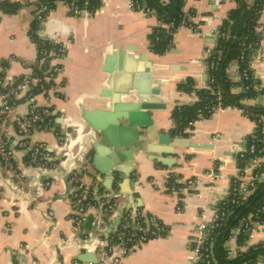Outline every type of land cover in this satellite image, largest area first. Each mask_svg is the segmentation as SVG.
I'll use <instances>...</instances> for the list:
<instances>
[{"label": "crops", "instance_id": "1", "mask_svg": "<svg viewBox=\"0 0 264 264\" xmlns=\"http://www.w3.org/2000/svg\"><path fill=\"white\" fill-rule=\"evenodd\" d=\"M12 1L25 7L14 15L0 11V71L8 78H18L30 76L37 64V45L29 36V29L38 0ZM237 6L235 0H187L184 12L198 32L185 26L179 28L173 38L174 50L158 55L151 50V35L159 25L157 16L131 10L127 0H101V7L94 14L84 11L78 16L71 14L65 3L57 4L42 25V36L69 42L60 62V92L51 100L44 95L35 97L38 106L51 107L53 120L35 129L31 136L44 147V165L30 163L29 153L18 147L13 128L8 140L15 152L16 173L10 174L0 164V264L97 263L79 259L85 253L94 254L101 262L110 237L128 213L119 216L114 206L130 208L129 212L141 211L146 224L153 218L168 230L165 237L139 246L123 264H190L191 236L200 223L214 220L219 205L227 198L231 180L238 172L236 156L247 149L256 124L242 111L229 108L197 121L192 130H186L187 136H180L173 134L172 113L178 106L197 102L195 92L181 91L178 86L191 78L197 89L205 88V59L215 46L214 34ZM260 24L264 29V10ZM123 51L126 56L122 76L132 77L122 79L124 85L128 81L133 83L135 75L145 76L150 67L149 90L157 88L160 94L153 96L149 91L144 97L165 106L151 112L157 132L190 139L198 147L174 148L173 155L151 152L150 148L172 147L160 145L159 137H155L145 143L142 151L133 152L135 161L131 166L129 161L119 162L115 173L101 176L86 163L88 152L97 141L82 113L109 110L112 100L105 93L111 90L114 95L112 87L117 73H105V61L108 56H115L118 67ZM142 55L143 61L139 59ZM2 61L9 63L8 68L3 69ZM254 73L264 88V40ZM230 74L233 81H239L235 63ZM232 92L238 94L241 88L235 87ZM127 93L131 96L120 95L123 101L127 98L128 102H137L133 95L138 91L134 87ZM248 104L264 106V98L250 100ZM30 106L29 101L21 100L18 113L27 114ZM73 130L79 134L68 135ZM62 134L68 135L69 143L68 137H72L69 155L63 147ZM156 157L174 164L169 166ZM130 170V179L123 180L122 172L128 174ZM175 175L184 185L178 193L172 192L168 184ZM188 180L194 182L192 186L187 184ZM79 182L92 188L95 205L87 212V217L94 218L90 225L76 221L73 201ZM130 189L133 195L126 193ZM109 203L113 205L111 218L100 220L97 229L99 208ZM179 205L183 206L181 211ZM238 235L226 244L227 251L237 256L264 243V226L257 227L244 245L239 244ZM259 260L264 264V257Z\"/></svg>", "mask_w": 264, "mask_h": 264}, {"label": "built area", "instance_id": "2", "mask_svg": "<svg viewBox=\"0 0 264 264\" xmlns=\"http://www.w3.org/2000/svg\"><path fill=\"white\" fill-rule=\"evenodd\" d=\"M127 1L129 8L135 12L142 13L146 16H153L155 14L151 8L147 7L144 3H141L139 0ZM163 1L166 2L167 0ZM251 4L253 5V0L251 1ZM69 9L71 12L70 7ZM45 10H47V6H44L42 9V11ZM80 13L81 11L77 8L74 15L78 16ZM262 14L263 11L259 19V32H263L262 30H264L260 24ZM38 19L42 20V17L39 15ZM47 19L48 17L42 20V23ZM185 27H189L191 30L198 32L197 27L191 22ZM157 28H164L166 30L173 29L174 22L163 24L159 21ZM214 37H218V31L214 34ZM48 39L54 46H57V49L53 48L54 50L47 52L45 57L41 60H38L37 57L38 70H34L30 76L8 78L4 72L0 71V164H2L10 174L16 173V164L14 161L15 152L12 150L10 141L8 140L13 128L16 130L18 147L20 151H26L29 153L30 163L38 167L44 165V147L43 145L34 142L31 139V136L32 132L38 127L44 124H50L53 117L51 107L38 106V104L35 103V97L37 95H44L48 100H51L54 96L59 94L60 85L58 84V79L63 69L60 62L65 57L66 49L69 44V42H62L58 39ZM259 50L260 48L253 55L248 69L244 71V75L241 78L248 80V71L252 70L254 72V67L259 56ZM41 54H43V51ZM244 59L245 54L242 53L240 60L243 62ZM206 67L208 74L209 67L207 64ZM254 78H257L255 73ZM213 83L214 80H210L209 84L205 85V88H211ZM260 89L261 88L256 86L257 91H260ZM213 94L217 96L220 95V93H215L214 91ZM21 100L29 101L31 103L29 112L25 115L19 114L17 110L18 104ZM198 100L199 99L197 98V101ZM245 103L248 104L249 100L245 101ZM229 108L240 110L246 115L241 109L235 107L223 108L222 104L219 103L210 110L212 113L211 116L217 111ZM255 124L256 129L249 137L247 149L236 156L238 172L231 180L227 198L219 205L214 220L212 222L200 223L191 236L190 264H215L212 256V248L215 240L211 237V232L222 226L230 214L229 211L226 210V207L222 206L228 202L232 205H237L240 202L247 200L256 190L257 185L264 182V116L260 117L259 121L257 123L255 122ZM177 181L179 182V180ZM193 183L192 180L187 181L189 186H192ZM170 189L175 193H178L179 190L175 185L171 186ZM94 205L95 203L92 200V188L84 182H79V192L73 201V208L77 215L76 221L78 223H83V216H85L89 208ZM182 209L183 206L179 205L178 210L181 211ZM111 210H113V205L111 204L107 207L100 206L98 216L109 221L111 218ZM254 217H256V215H250L247 220H244L242 226L235 229L239 230L237 231V234H251L257 227L264 226L263 223L254 221ZM143 219L144 216L140 211H128V213L124 215L123 222L119 225L120 227L115 230L110 237L108 248L106 253H104L103 260L99 263L97 261L96 264H123L125 258L130 256L139 246L152 239L162 237L160 233L165 230L164 228H160L159 230L152 228L153 226L159 228V224L155 219L150 218L148 224H146ZM235 230L232 231L229 241L237 235ZM262 245L264 247V243ZM21 248L25 250L27 249V246H21ZM228 255L231 258H234V256L237 257V255H233L229 251ZM244 264L251 263L245 262ZM255 264L262 263L258 260Z\"/></svg>", "mask_w": 264, "mask_h": 264}, {"label": "trees", "instance_id": "3", "mask_svg": "<svg viewBox=\"0 0 264 264\" xmlns=\"http://www.w3.org/2000/svg\"><path fill=\"white\" fill-rule=\"evenodd\" d=\"M139 1L151 8L155 13L154 15L163 24L174 22L173 29L155 28L151 35V50L158 55H164L172 47L174 34L179 28L190 24L189 15L184 12L186 0ZM235 1L238 5L237 8L230 12L228 19L219 28L215 46L205 59L209 67L206 84H209L210 80H214L211 88L197 89L195 81L191 78L178 86L181 91L195 92L199 100L192 105H182L175 108L172 113L175 122L173 134L175 135L187 136L186 130H192L195 122L210 118L212 114L210 110L219 103L222 104L223 108L235 107L243 110L246 116L256 123L260 117L264 116L263 105L245 103L247 100H255L264 96V88L261 86L260 81L254 78L252 70L248 71V80L241 78L264 39V30H262L263 32L258 31L260 15L264 10V0H253V5L251 4L252 0ZM59 2L68 5L73 15L77 8L81 12L87 11L89 14H94L101 7V0H38L29 29V36L37 45L38 60L45 57L47 52L57 49V46H54L47 37L42 36L41 32L43 30L42 20L57 9ZM44 6H47V10L42 11ZM24 7V4L12 0L0 1V11L6 15L17 14ZM39 15L42 20L38 19ZM191 15H194V13L191 12ZM42 51L43 54H41ZM242 53L245 54L243 62L240 60ZM234 63L237 65L238 82L233 81L230 74V68ZM8 66L7 61H2L3 69L8 68ZM34 70H38L37 64L34 66ZM256 86L261 88L260 91L256 90ZM235 87H240L241 92L238 94L232 92ZM213 91L220 93V95H214ZM177 180H179L178 176H172L169 179V186L183 187L184 185ZM222 207H226L230 214L222 226L211 232V237L215 240L212 248L214 263L244 264L250 262L255 264L264 257L262 244L250 248L245 253L240 252L236 258H231L228 255L226 244L232 235V231L241 227L243 221L247 220L250 215H256L254 221L264 224V182L257 185L256 190L247 200L237 205L228 202ZM152 228L156 230L164 228L165 230L160 233L162 237H165L168 233L167 228L161 225H159V228L154 226ZM249 235L240 233L238 235L239 244L244 245Z\"/></svg>", "mask_w": 264, "mask_h": 264}, {"label": "water", "instance_id": "4", "mask_svg": "<svg viewBox=\"0 0 264 264\" xmlns=\"http://www.w3.org/2000/svg\"><path fill=\"white\" fill-rule=\"evenodd\" d=\"M46 24V21L42 23ZM42 35V32H41ZM214 38V37H213ZM130 50V48L128 49ZM169 50H174L171 47ZM125 52H120V62L119 66H115V56H108L105 61L104 72L107 74H116L115 83L112 79L109 82V85L113 87L114 95L111 90L105 93V96L111 98V103L109 105V110H93V111H84L82 113V118L84 123L92 130L95 140L97 143L94 144L93 149L89 150L87 155L86 163L94 167L96 172L101 176H106L107 174L115 173L114 167L119 164V162L129 161V166L134 163V154L133 152L142 151L146 142L159 137L160 145H172L168 149L162 148H150L151 152H159L161 154L173 155L174 148L180 149H192L197 148L198 144L192 142L190 139L182 138H171L169 134H159L157 128L151 118L152 111H159L165 108L164 105L156 102H151L147 100V97H144V94L149 93V83L148 80L151 78L150 67L147 68V74L139 78V76H133V83L129 81L124 85L122 79L130 80V76H122L125 70ZM140 60H144V56L139 57ZM122 81V83H121ZM146 81V84H144ZM125 82V81H124ZM133 84V85H132ZM131 87H134L138 93L133 96H137V102H128L129 99L123 101L121 94H128ZM153 96L160 94L159 89L155 88L150 91ZM131 96V95H129ZM132 99V97L130 98ZM135 99V98H134ZM147 100V101H146ZM123 101V102H122ZM79 134L77 130H73V133L68 135H77ZM65 137V142L63 147L65 148L66 155L71 154L73 147V142L70 143L67 139L68 135L62 134ZM67 157V156H66ZM157 161L164 162L165 164L172 166L173 161H167L162 158H155ZM123 173V180L130 179V176L133 173V170H130L128 174ZM128 195H133L132 189L126 192ZM110 205H104L105 207ZM116 212L121 216L125 211H129L130 208L114 206ZM84 221L88 225L93 221V217H87L85 214ZM99 221L95 222V226L98 229L101 221L103 220L99 216L97 217ZM121 221V218H120ZM104 223V222H103ZM105 224V223H104ZM108 238V235L105 236ZM79 259L87 260L88 262L96 263V257L94 254L85 253Z\"/></svg>", "mask_w": 264, "mask_h": 264}]
</instances>
